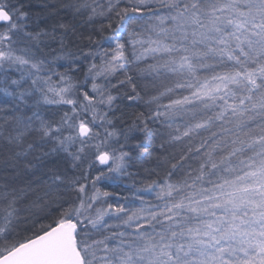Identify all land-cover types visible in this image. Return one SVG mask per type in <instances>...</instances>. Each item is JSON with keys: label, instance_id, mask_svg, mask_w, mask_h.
<instances>
[{"label": "snow or ice", "instance_id": "obj_1", "mask_svg": "<svg viewBox=\"0 0 264 264\" xmlns=\"http://www.w3.org/2000/svg\"><path fill=\"white\" fill-rule=\"evenodd\" d=\"M0 264H264V0H0Z\"/></svg>", "mask_w": 264, "mask_h": 264}]
</instances>
